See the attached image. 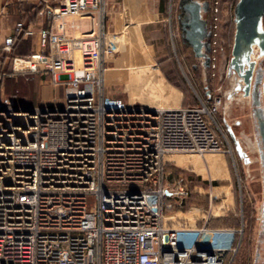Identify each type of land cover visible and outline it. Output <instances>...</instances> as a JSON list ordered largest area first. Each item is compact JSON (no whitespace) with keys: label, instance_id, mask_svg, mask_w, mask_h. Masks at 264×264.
I'll use <instances>...</instances> for the list:
<instances>
[{"label":"built area","instance_id":"obj_1","mask_svg":"<svg viewBox=\"0 0 264 264\" xmlns=\"http://www.w3.org/2000/svg\"><path fill=\"white\" fill-rule=\"evenodd\" d=\"M42 1L48 49L14 57L12 71L49 72L64 84L63 101L21 110L0 96V264H234L241 225L189 224L162 211L165 197L187 192L181 178L177 187L165 180L168 156L225 151L211 126L220 97L146 111L108 95L103 0ZM83 15L97 33L63 31L65 18Z\"/></svg>","mask_w":264,"mask_h":264},{"label":"rangeland","instance_id":"obj_2","mask_svg":"<svg viewBox=\"0 0 264 264\" xmlns=\"http://www.w3.org/2000/svg\"><path fill=\"white\" fill-rule=\"evenodd\" d=\"M179 1L163 0L162 13L164 17L170 18V23L175 28L172 30L174 36L168 31L165 35L164 51H174L176 54L179 53L177 56L181 55L180 80L181 86L190 96L188 106L198 105L200 102L208 103L213 97H220L216 111L211 114L213 119L211 126L225 151H207L202 154L173 153L182 159L180 161L165 159V180L177 187L178 184L174 181L181 178L179 185L185 186L187 192L184 196L165 197L163 202H170V206L163 207V216L175 221L185 220L189 224L206 219V222L219 223H227L230 220L236 226L241 225L243 234L234 256V264H263L264 163L260 157L261 150L255 130L250 94H242V81L229 66L234 30L232 10L235 0H194L203 6L199 10V16L204 22L206 32L201 39L199 54L182 39L178 24ZM214 1L217 3L216 11H213ZM105 13L104 10L102 23L104 16L107 15ZM165 20L163 23L166 30ZM213 24L215 27H212ZM259 24L260 29L264 31V13ZM214 31L215 34L211 35ZM24 43L26 42H20L10 52L0 50V96L10 98L12 105L21 110L54 105L52 94L54 84L46 73L42 70L11 72L9 64L11 56L29 52ZM251 52L252 59L249 56ZM211 54H214L213 71L210 67ZM248 57L249 60H253L249 88L258 90L257 108L264 119V93L261 92L259 82L253 85L255 73H259L260 79L263 75L264 53L258 55V48L253 44ZM131 105L146 111L158 108ZM214 163H217L215 164L217 167ZM205 164H208L209 168ZM172 214L173 217H165Z\"/></svg>","mask_w":264,"mask_h":264},{"label":"crops","instance_id":"obj_3","mask_svg":"<svg viewBox=\"0 0 264 264\" xmlns=\"http://www.w3.org/2000/svg\"><path fill=\"white\" fill-rule=\"evenodd\" d=\"M42 2L0 0V50L10 52L22 41L26 42L24 47L29 49L27 53L11 56V72L14 57H24L48 49V44L39 34V29L46 26L47 21L44 15L37 13ZM103 3L107 15L104 16L103 23L102 19L100 21L101 29L105 31L107 41L113 45L112 53L102 61L105 92L121 98L127 104L148 107L188 106L190 96L180 85L181 55L177 56L179 53L174 51H164L165 35L167 31L173 35L172 30L175 28L170 23V18L164 17L159 0H103ZM164 20L167 21L166 30ZM17 25L21 26L20 30ZM54 27L60 28L59 21L55 22ZM28 29L29 33L26 32ZM62 29L70 36H77L88 32L97 33L100 27L96 25L92 15H83L65 18ZM43 72L51 80V74ZM53 84V102L54 105H60L63 101L64 84ZM215 164L217 163L214 166ZM165 217H173V214ZM207 224L211 227H236L230 220L227 223Z\"/></svg>","mask_w":264,"mask_h":264},{"label":"water","instance_id":"obj_4","mask_svg":"<svg viewBox=\"0 0 264 264\" xmlns=\"http://www.w3.org/2000/svg\"><path fill=\"white\" fill-rule=\"evenodd\" d=\"M180 17L178 20L182 39L192 50L199 54L201 39L205 36V26L199 16V10L203 8L194 0H180ZM234 30L230 48L229 66L236 72L242 81V94H250L253 104L252 113L255 117V130L260 148V157L264 163V119L257 108L258 99L255 88L250 89V78L253 72V60H249L248 53L251 45H256L258 52L264 53V31L260 29V18L264 13V0H235L233 4ZM256 72L253 85L258 82L261 92L264 93V72L259 80ZM263 264H264V244Z\"/></svg>","mask_w":264,"mask_h":264},{"label":"bare ground","instance_id":"obj_5","mask_svg":"<svg viewBox=\"0 0 264 264\" xmlns=\"http://www.w3.org/2000/svg\"><path fill=\"white\" fill-rule=\"evenodd\" d=\"M260 54H263L262 52H258V55H260ZM253 54H252V52H251V54L249 55L250 56V58L252 59V56ZM203 158H205V156H202ZM182 158H180V157H176L174 154H172V155H170V156H168L167 157V160H173V161H180ZM212 160H214V158H212ZM207 167H208V165L207 164H205Z\"/></svg>","mask_w":264,"mask_h":264},{"label":"trees","instance_id":"obj_6","mask_svg":"<svg viewBox=\"0 0 264 264\" xmlns=\"http://www.w3.org/2000/svg\"><path fill=\"white\" fill-rule=\"evenodd\" d=\"M159 3H160V4H163V0H159ZM179 84H180V83H179ZM180 85H181V84H180Z\"/></svg>","mask_w":264,"mask_h":264}]
</instances>
